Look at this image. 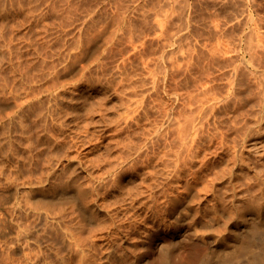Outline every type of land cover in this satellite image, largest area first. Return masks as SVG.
Here are the masks:
<instances>
[{
	"label": "rangeland",
	"instance_id": "rangeland-1",
	"mask_svg": "<svg viewBox=\"0 0 264 264\" xmlns=\"http://www.w3.org/2000/svg\"><path fill=\"white\" fill-rule=\"evenodd\" d=\"M260 252L264 0H0V264Z\"/></svg>",
	"mask_w": 264,
	"mask_h": 264
},
{
	"label": "bare ground",
	"instance_id": "bare-ground-1",
	"mask_svg": "<svg viewBox=\"0 0 264 264\" xmlns=\"http://www.w3.org/2000/svg\"><path fill=\"white\" fill-rule=\"evenodd\" d=\"M262 250H263V248H262ZM257 252H258V251H257ZM258 253H259V252H258ZM263 253H264V252H262V254H261V252H260V254H261L260 259H264V258H263L264 256L262 257ZM256 254H257V253H256ZM260 254H259V255H260ZM257 255H258V254H257ZM252 258H253V257H252ZM255 259H256V257H255L254 259H252V260L255 261ZM256 260H257V259H256ZM255 262L257 263V261H255ZM258 262H260V261H258ZM261 262H262V261H261ZM253 263H254V262H253ZM256 263H255V264H256Z\"/></svg>",
	"mask_w": 264,
	"mask_h": 264
}]
</instances>
